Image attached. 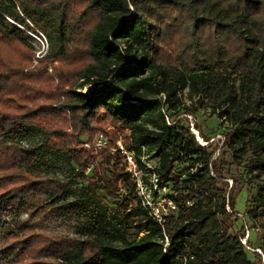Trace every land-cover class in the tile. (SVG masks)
Masks as SVG:
<instances>
[{"label": "trees", "instance_id": "16d2710c", "mask_svg": "<svg viewBox=\"0 0 264 264\" xmlns=\"http://www.w3.org/2000/svg\"><path fill=\"white\" fill-rule=\"evenodd\" d=\"M39 31L50 47L31 69L28 32ZM185 88L231 122L227 143L252 150L261 181L249 214L264 229V0H0V216H15L4 231L16 264H262L241 241L245 223L242 235L230 232L240 212L213 152L181 119L160 121ZM100 133L106 148L84 147ZM34 134L46 155H67L88 199L71 200L75 181L38 170L37 147L22 142ZM121 137L141 164L144 152L157 160L172 189L178 210L165 230L136 195ZM48 210L77 213L88 234L50 235L17 218Z\"/></svg>", "mask_w": 264, "mask_h": 264}, {"label": "rangeland", "instance_id": "374dc122", "mask_svg": "<svg viewBox=\"0 0 264 264\" xmlns=\"http://www.w3.org/2000/svg\"><path fill=\"white\" fill-rule=\"evenodd\" d=\"M9 21L19 27H27L23 23H18L11 18ZM28 35L30 42L35 48V57L31 67V69H34L40 64L41 59H43L48 53L50 43L47 37L40 31L38 33L28 32ZM54 64H59V61H55ZM26 71L28 72L29 69ZM48 71L52 72V67H49ZM93 88H95V86L89 85L84 89H78V91L90 93ZM161 97L164 101L165 95L163 94ZM179 97L181 104L177 110L170 109L168 106H163L161 108L164 118L160 119V121L162 120V122L170 125L176 119H181V126H183L185 130L190 129L191 132L192 121L195 122L196 128L200 131V137L203 138V142L209 143L205 146L209 148L210 152H213V159L217 160V165L220 167V170L225 176L224 180L228 181L229 188L227 195L229 196V192L232 190V195L236 197V211L240 212V214L246 215V220L239 217L238 223L233 225L230 232L242 235L240 228H242L245 223V229L246 226L251 229V237L248 242L249 245L255 249L261 248V246L264 245V229L259 224H256L249 214V210L255 206V198L258 193L257 185L261 181V178L255 176L256 172H253L251 169V160L253 155L252 150L247 151V153L242 152L237 150V146L225 141L226 133L230 132L233 126L231 122L226 119V117L221 115L219 110L214 112V110L209 106L200 105L198 97H192L188 88L181 90L179 92ZM186 108H189L191 113H188ZM184 136L188 137V133L185 132ZM83 138L86 140L87 137ZM7 139L12 140L13 136L10 135ZM44 139V136L40 134H34L31 137L22 139L23 143L37 147L38 159L41 162L38 170L66 181H75L76 183L73 186L74 194L70 196L71 200L75 198L88 199L81 189L83 186L87 185V180H83L77 175L76 170L73 168L72 163L69 161L66 154L59 153L46 155L43 150H40V145ZM120 141L126 145L121 137L117 140V146ZM94 142L95 140L93 142L85 143L84 147L95 150L93 147ZM87 144H89L91 148H89ZM95 151L99 152L97 150ZM102 154L106 156L108 153L102 152L99 154V161L103 159ZM152 159L153 162L155 161V163H157L155 158ZM189 165L190 161H186L184 164L179 165L177 173L180 174L182 178L186 177ZM191 170L195 171L196 168ZM92 173L93 169L91 167L88 169L87 174L90 176ZM213 173L216 174L217 171L215 170ZM235 180H238V183L233 185ZM101 196L105 200H108L103 191H101ZM107 202H109L113 210H116L117 207L119 209L122 208L120 202L118 201L108 200ZM14 217L15 216L13 215L0 216V264H16L19 262L18 260L21 259V254L19 253L18 248H14V246H12L13 243L8 241V236L10 235H5L4 231L5 221H10ZM17 218L34 226L36 231L50 235H70L84 239L88 234L85 219L83 221L78 220L77 213L74 212L48 210L35 216H30L29 214L22 212L17 216ZM142 235L143 233H133L132 238H139ZM262 251L264 253V250ZM259 254V259L261 263L264 264V255L260 252Z\"/></svg>", "mask_w": 264, "mask_h": 264}, {"label": "built area", "instance_id": "2783aa9c", "mask_svg": "<svg viewBox=\"0 0 264 264\" xmlns=\"http://www.w3.org/2000/svg\"><path fill=\"white\" fill-rule=\"evenodd\" d=\"M192 133L197 137L201 145L205 146L209 144L208 142H203V138H200V131L196 128L194 121H192ZM109 143L110 141L108 136L104 133H100L97 135L93 147L95 150L100 151L106 148ZM118 143L117 149L125 157L127 170L131 175L136 195L138 196L143 208L149 213L153 222L165 230L168 218L178 210V204L171 195L170 186L163 184L161 175L157 171V163H155V161L153 162V159L149 154L144 152V154L140 156L142 161L141 164L135 151L128 149L121 141ZM87 146L91 148L89 144H87ZM143 150L145 151L144 146ZM188 204L192 205L193 201L189 200ZM227 209L232 211L229 204ZM239 217L246 220V215L239 214ZM250 237L251 229L246 226L245 234L241 237L242 243L248 249L258 251L264 255L261 248L255 249L249 245L248 242ZM169 241L170 238L165 232V251L170 243Z\"/></svg>", "mask_w": 264, "mask_h": 264}, {"label": "bare ground", "instance_id": "6f19581e", "mask_svg": "<svg viewBox=\"0 0 264 264\" xmlns=\"http://www.w3.org/2000/svg\"><path fill=\"white\" fill-rule=\"evenodd\" d=\"M200 136V135H199ZM201 138V137H200ZM202 139V138H201Z\"/></svg>", "mask_w": 264, "mask_h": 264}]
</instances>
